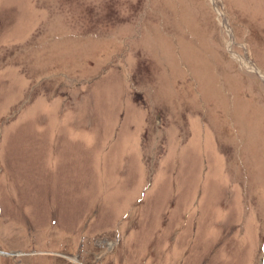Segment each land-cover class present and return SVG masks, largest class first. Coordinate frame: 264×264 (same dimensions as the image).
I'll return each instance as SVG.
<instances>
[{
  "label": "rangeland",
  "instance_id": "1",
  "mask_svg": "<svg viewBox=\"0 0 264 264\" xmlns=\"http://www.w3.org/2000/svg\"><path fill=\"white\" fill-rule=\"evenodd\" d=\"M0 264H264V0H0Z\"/></svg>",
  "mask_w": 264,
  "mask_h": 264
},
{
  "label": "bare ground",
  "instance_id": "2",
  "mask_svg": "<svg viewBox=\"0 0 264 264\" xmlns=\"http://www.w3.org/2000/svg\"><path fill=\"white\" fill-rule=\"evenodd\" d=\"M226 25V24H225Z\"/></svg>",
  "mask_w": 264,
  "mask_h": 264
}]
</instances>
